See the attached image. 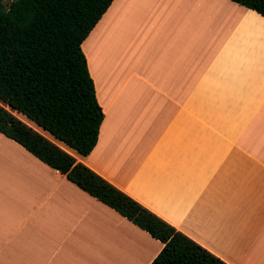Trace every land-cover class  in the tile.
<instances>
[{
  "label": "crops",
  "instance_id": "1",
  "mask_svg": "<svg viewBox=\"0 0 264 264\" xmlns=\"http://www.w3.org/2000/svg\"><path fill=\"white\" fill-rule=\"evenodd\" d=\"M82 48L99 139L52 141L226 263L264 264V16L113 0ZM163 246L0 131V264H151Z\"/></svg>",
  "mask_w": 264,
  "mask_h": 264
},
{
  "label": "trees",
  "instance_id": "2",
  "mask_svg": "<svg viewBox=\"0 0 264 264\" xmlns=\"http://www.w3.org/2000/svg\"><path fill=\"white\" fill-rule=\"evenodd\" d=\"M233 1L264 16V0ZM112 2L0 0V131L159 239L151 264H228L52 141L81 155L98 142L105 114L82 43Z\"/></svg>",
  "mask_w": 264,
  "mask_h": 264
},
{
  "label": "rangeland",
  "instance_id": "3",
  "mask_svg": "<svg viewBox=\"0 0 264 264\" xmlns=\"http://www.w3.org/2000/svg\"><path fill=\"white\" fill-rule=\"evenodd\" d=\"M14 0H3V3L5 5L6 8L9 7L10 3L13 2ZM8 107V106H7Z\"/></svg>",
  "mask_w": 264,
  "mask_h": 264
},
{
  "label": "bare ground",
  "instance_id": "4",
  "mask_svg": "<svg viewBox=\"0 0 264 264\" xmlns=\"http://www.w3.org/2000/svg\"><path fill=\"white\" fill-rule=\"evenodd\" d=\"M17 113H18V112L14 111V114L18 115ZM22 117H23V116H22ZM25 117H26V116H25ZM25 117H24V118H25ZM26 118H27V117H26ZM28 120H29V118H28ZM29 121H30V120H29ZM30 122H31V121H30ZM35 125H36V124H35ZM39 127H40V126H39ZM39 129H40V128H39ZM42 129H43V128H42ZM45 133H46V132H45ZM49 135H50V134H49ZM51 136H52V135H51ZM58 141H59V140H58Z\"/></svg>",
  "mask_w": 264,
  "mask_h": 264
},
{
  "label": "water",
  "instance_id": "5",
  "mask_svg": "<svg viewBox=\"0 0 264 264\" xmlns=\"http://www.w3.org/2000/svg\"><path fill=\"white\" fill-rule=\"evenodd\" d=\"M9 110H11L9 107H7ZM13 113H14V111H13Z\"/></svg>",
  "mask_w": 264,
  "mask_h": 264
}]
</instances>
